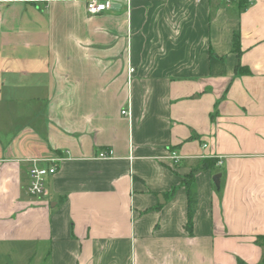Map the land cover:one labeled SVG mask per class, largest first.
Segmentation results:
<instances>
[{
    "label": "crops",
    "instance_id": "0c3cea01",
    "mask_svg": "<svg viewBox=\"0 0 264 264\" xmlns=\"http://www.w3.org/2000/svg\"><path fill=\"white\" fill-rule=\"evenodd\" d=\"M205 158L190 234L182 181ZM258 236L264 0H0V264H258Z\"/></svg>",
    "mask_w": 264,
    "mask_h": 264
},
{
    "label": "trees",
    "instance_id": "16d2710c",
    "mask_svg": "<svg viewBox=\"0 0 264 264\" xmlns=\"http://www.w3.org/2000/svg\"><path fill=\"white\" fill-rule=\"evenodd\" d=\"M249 0H239V7L242 9H245V7L248 5ZM232 49L231 51L238 56L241 54L240 51V38L239 32H234L232 35ZM209 67H210V76L212 77H218L223 76L226 74L227 67L225 65V57L216 55L212 50H209ZM237 73L240 75H247L249 73L248 68H244L240 65H237ZM217 161L213 159H207L205 160H199L197 163L192 166L191 173L183 178L182 185H184L186 189L187 194V200H188V221L186 224V229L190 234L193 233V220L195 217V210L197 205L196 200V194H195V175L197 172L205 170V169H211L214 166H216ZM174 192V190L172 191ZM255 242L264 247V236H258L255 240ZM236 264H247L242 259H238ZM258 264H264V259L258 263Z\"/></svg>",
    "mask_w": 264,
    "mask_h": 264
},
{
    "label": "built area",
    "instance_id": "2783aa9c",
    "mask_svg": "<svg viewBox=\"0 0 264 264\" xmlns=\"http://www.w3.org/2000/svg\"><path fill=\"white\" fill-rule=\"evenodd\" d=\"M74 2H82L85 5L86 12L88 15L95 16L106 13L110 11L114 3L118 1L130 2L131 0H66ZM129 72L132 74L135 72L134 68H130ZM123 116H130V111L124 109L121 111ZM113 156L111 150L101 152L98 156L99 159H110ZM173 159L177 160V156L173 154ZM60 160L56 159L49 161L47 165H40V163L35 162L29 170V184L27 187L28 193L33 197H40L47 194V183L48 179L54 176L58 169V162Z\"/></svg>",
    "mask_w": 264,
    "mask_h": 264
},
{
    "label": "water",
    "instance_id": "95a60500",
    "mask_svg": "<svg viewBox=\"0 0 264 264\" xmlns=\"http://www.w3.org/2000/svg\"><path fill=\"white\" fill-rule=\"evenodd\" d=\"M220 177H221V175H216L213 178L214 184H216V186H217L218 189H220Z\"/></svg>",
    "mask_w": 264,
    "mask_h": 264
}]
</instances>
